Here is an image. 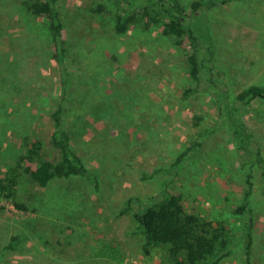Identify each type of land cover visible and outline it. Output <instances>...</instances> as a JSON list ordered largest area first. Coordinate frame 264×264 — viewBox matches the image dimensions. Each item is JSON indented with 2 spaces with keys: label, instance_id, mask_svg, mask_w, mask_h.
<instances>
[{
  "label": "rangeland",
  "instance_id": "obj_1",
  "mask_svg": "<svg viewBox=\"0 0 264 264\" xmlns=\"http://www.w3.org/2000/svg\"><path fill=\"white\" fill-rule=\"evenodd\" d=\"M192 1L182 0L186 7ZM98 3L106 10H92ZM20 4L0 0V177L21 151L23 135H39L50 154L57 153L49 142L51 112L67 79L66 123L99 185L71 176L40 187L25 176L19 199L29 210L0 199L2 263L161 264L163 249L150 247L147 253L132 214L120 211L129 197L147 200L163 188L181 194L188 212L224 221L240 237L244 217L234 211L252 174V261L264 264V184L261 171L251 168L255 148L264 163V99L243 109L254 137L245 151L217 123L209 88L214 83L235 94L250 84L264 85V0H230L194 15L193 27L206 39L202 55L207 58L206 45H213L218 75L208 81L204 72L199 90L188 97V41L175 45L157 27L116 33L112 13L118 6L111 0H60L68 47L61 68L51 56L47 19L29 15ZM196 116L202 117L198 125ZM204 130L208 135L198 151L173 166ZM169 167L167 174L156 173ZM15 234V248L4 249ZM242 246L237 241L218 264H243Z\"/></svg>",
  "mask_w": 264,
  "mask_h": 264
},
{
  "label": "trees",
  "instance_id": "obj_2",
  "mask_svg": "<svg viewBox=\"0 0 264 264\" xmlns=\"http://www.w3.org/2000/svg\"><path fill=\"white\" fill-rule=\"evenodd\" d=\"M111 1L118 6L112 13L116 33L123 34L130 29L147 32L157 27L161 35L170 38L175 45L182 47L185 41L189 42L186 60L188 76L193 84L184 90L183 97H188L199 90L204 72L210 75L208 81L215 74L218 75V72L213 71V45H206L207 58H205L202 55V45L206 39L193 27L192 18L201 9H209L230 0H194L189 7H186L182 0ZM59 2L60 0H21L20 5L29 15L47 19L46 29L50 37L51 56L62 68L68 47L64 33L65 22L60 14ZM92 10L103 12L106 7L98 3ZM209 88L214 94L213 102L218 110L217 123H221L231 131L238 149L249 151L248 145L254 144V137L243 118V109L256 99H264V85L250 84L235 94L219 91L214 83H210ZM69 92L67 79H64L56 107L51 112L53 123L49 142L57 153L51 155L39 135H23L20 141L21 151L0 177V199L10 202L19 210H29L27 203L19 199L21 181L26 178L25 176L40 187L48 186L55 179L71 176L85 177L95 186L99 185L96 172L90 169L77 153L73 144V133L66 123ZM201 118L196 116L195 124L198 125ZM214 128H218L217 125ZM207 132L208 130L201 132L200 138L193 140L178 153L172 165L177 166L191 158L193 153L203 145ZM254 150L251 168L256 166L261 171V180L264 184V163L258 149ZM169 169L171 167L159 168L156 173L167 174ZM251 179L252 174H249V187L244 192L243 202L234 211L235 214L244 217L240 237L232 233L224 221L215 223L196 213L188 212L184 207L181 194L171 193L165 188L149 196L147 200L135 196L129 197L120 213L132 214L137 222L139 233L143 235V248L147 253L150 247L163 249L161 264H218L231 253L237 241H241L243 245V264H254L252 261L254 213L250 203L253 181ZM135 206L138 208L134 209ZM4 208V204L0 203V209ZM18 239V235H12L3 248H15ZM110 256L113 259L114 254L111 253ZM0 264H3L1 260Z\"/></svg>",
  "mask_w": 264,
  "mask_h": 264
}]
</instances>
